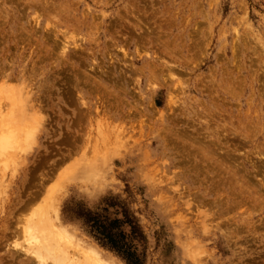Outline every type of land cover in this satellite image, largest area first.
Returning <instances> with one entry per match:
<instances>
[{
  "label": "rangeland",
  "instance_id": "rangeland-1",
  "mask_svg": "<svg viewBox=\"0 0 264 264\" xmlns=\"http://www.w3.org/2000/svg\"><path fill=\"white\" fill-rule=\"evenodd\" d=\"M3 119L0 264H264V0H0Z\"/></svg>",
  "mask_w": 264,
  "mask_h": 264
},
{
  "label": "bare ground",
  "instance_id": "bare-ground-1",
  "mask_svg": "<svg viewBox=\"0 0 264 264\" xmlns=\"http://www.w3.org/2000/svg\"><path fill=\"white\" fill-rule=\"evenodd\" d=\"M157 39V38H156ZM157 42V41H156ZM158 45V43H156ZM64 48V47H63ZM62 48V49H63ZM61 49V50H62ZM64 50V49H63ZM157 58V57H156ZM159 60V59H158ZM159 66V65H158ZM13 80V79H12ZM12 94V93H11ZM12 99V96L10 97ZM12 104L14 100H11ZM34 103V102H33ZM150 104V103H149ZM10 111V110H9ZM230 119V118H229ZM5 120H0V153H3L6 151V149L8 148V142H5L3 137H5V131H9L8 134H14L16 133L15 131L12 132V130H5L4 131V126L6 125V122H4ZM231 122V121H230ZM230 124V123H229ZM6 128V126H5ZM11 131V132H10ZM238 131V130H237ZM15 136H17V134H14ZM13 135V136H14ZM13 137L14 139L16 137ZM6 137L7 134H6ZM13 140V139H12ZM178 141V140H177ZM187 142V141H186ZM193 142V141H192ZM13 143V141L11 142ZM214 145V144H213ZM192 145H190L191 147ZM207 146V145H206ZM204 146V147H206ZM193 147V146H192ZM191 147V148H192ZM211 147V146H210ZM206 150V148H205ZM209 150V149H208ZM202 151V150H201ZM188 153V152H187ZM210 154V153H209ZM212 154V153H211ZM206 155V154H205ZM7 156V154H6ZM209 156V155H208ZM188 158V157H187ZM192 158V157H191ZM189 161V160H188ZM197 162V161H195ZM202 170V169H201ZM203 173V172H202ZM207 175V174H205ZM54 203V202H53ZM51 203V204H53ZM55 204V203H54ZM51 207V206H50ZM49 207V208H50ZM55 207V205L53 206ZM52 207V208H53ZM51 209V208H50ZM48 210V209H47ZM55 210V209H54ZM53 210V212H54ZM56 213V212H55ZM56 215V214H55ZM40 221H49V216H48V212L46 211V213H44L43 215H40V218L35 220V226L33 222H30L27 224L26 226V230L30 231L28 232V235L30 236V239L36 244L35 246V252H34V257L35 259H37L38 261L41 260L42 258H49L51 259V261L54 262V264H108L107 262H105L102 258H100L97 254L94 256L90 255V254H84L83 255V260H79V261H74V260H68L65 256L64 252L65 250L62 249L60 250V248L57 250V252H53L52 250L55 249L56 246H60V244L57 242L58 240H63L66 239L67 240V235H64L62 230L60 228H58L57 226H55L54 224H52V226L50 227L49 225H46L45 227L40 225ZM51 224V223H50ZM58 238V239H57ZM53 239H57L53 241ZM67 244L69 245L68 247H70V241L67 242ZM65 247V249H67L68 247H66L65 245H63ZM67 260V261H66ZM193 260V259H192ZM111 261V260H110Z\"/></svg>",
  "mask_w": 264,
  "mask_h": 264
},
{
  "label": "trees",
  "instance_id": "trees-1",
  "mask_svg": "<svg viewBox=\"0 0 264 264\" xmlns=\"http://www.w3.org/2000/svg\"><path fill=\"white\" fill-rule=\"evenodd\" d=\"M93 227V226H92ZM94 228V227H93ZM100 234V233H99ZM100 236H104L103 234H100ZM105 238V243L103 242V244L105 246H107L110 249H114L115 251H120L123 252L122 254H124L125 256V261L127 262V264H137L135 263V261L132 259L131 255H127L126 251H121L122 249H124V247H122L123 245H121L119 243V241L111 239L112 237L110 235H106Z\"/></svg>",
  "mask_w": 264,
  "mask_h": 264
}]
</instances>
